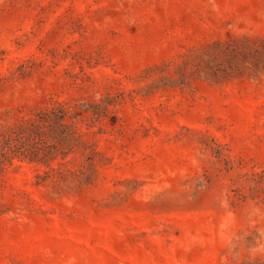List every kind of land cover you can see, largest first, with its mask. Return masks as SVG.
Wrapping results in <instances>:
<instances>
[{
	"label": "rangeland",
	"instance_id": "1",
	"mask_svg": "<svg viewBox=\"0 0 264 264\" xmlns=\"http://www.w3.org/2000/svg\"><path fill=\"white\" fill-rule=\"evenodd\" d=\"M0 264H264V0H0Z\"/></svg>",
	"mask_w": 264,
	"mask_h": 264
}]
</instances>
